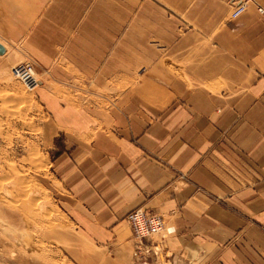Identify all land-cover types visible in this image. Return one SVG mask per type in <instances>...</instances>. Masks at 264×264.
<instances>
[{"label": "crops", "instance_id": "obj_1", "mask_svg": "<svg viewBox=\"0 0 264 264\" xmlns=\"http://www.w3.org/2000/svg\"><path fill=\"white\" fill-rule=\"evenodd\" d=\"M94 4L0 0L6 49L54 78L125 86L99 97L107 105L80 106L39 86L40 141L64 211L100 245L126 231L133 210L161 213L176 228L163 242L171 264H264V0L226 20L222 72L190 33L144 58L137 77L140 64L120 65L117 36L87 23L102 20L83 7Z\"/></svg>", "mask_w": 264, "mask_h": 264}, {"label": "rangeland", "instance_id": "obj_2", "mask_svg": "<svg viewBox=\"0 0 264 264\" xmlns=\"http://www.w3.org/2000/svg\"><path fill=\"white\" fill-rule=\"evenodd\" d=\"M94 1L83 7L101 14L102 20L87 23L100 26L104 35L117 36L120 65L126 67L128 59L140 64L135 77L144 58L159 60L190 33L192 45L213 48L215 71L224 70L229 0ZM5 53L0 57V264H132L128 222L126 231L111 244L100 245L64 211L61 187L41 144L38 123L46 120L37 96L39 86L74 106L107 105L109 101L99 97L118 93L125 86L112 85L110 79L102 87L87 84L76 72L69 82L62 70H53L58 77L54 78L34 67L45 85L28 90L11 69L31 62L30 58L10 47ZM56 64L62 66L63 60Z\"/></svg>", "mask_w": 264, "mask_h": 264}, {"label": "built area", "instance_id": "obj_3", "mask_svg": "<svg viewBox=\"0 0 264 264\" xmlns=\"http://www.w3.org/2000/svg\"><path fill=\"white\" fill-rule=\"evenodd\" d=\"M254 0H229V18L242 14ZM259 12L264 8L257 6ZM12 74L28 90L38 87L40 79L36 76L32 62H22L12 67ZM127 222L132 233L133 258L138 262L149 261L153 264H171L170 253L165 249L164 240L176 232L174 224L162 214L145 212L138 208L130 212ZM148 264V263H144Z\"/></svg>", "mask_w": 264, "mask_h": 264}, {"label": "water", "instance_id": "obj_4", "mask_svg": "<svg viewBox=\"0 0 264 264\" xmlns=\"http://www.w3.org/2000/svg\"><path fill=\"white\" fill-rule=\"evenodd\" d=\"M5 53V47L0 43V55Z\"/></svg>", "mask_w": 264, "mask_h": 264}, {"label": "bare ground", "instance_id": "obj_5", "mask_svg": "<svg viewBox=\"0 0 264 264\" xmlns=\"http://www.w3.org/2000/svg\"><path fill=\"white\" fill-rule=\"evenodd\" d=\"M249 6V5H248ZM264 13V12H263ZM1 43V42H0ZM3 46H4V44L3 43H1ZM5 47V46H4ZM5 52H6V47H5ZM34 68V67H33ZM36 74V73H35ZM37 76V75H36ZM7 102V101H6ZM11 105V104H10ZM2 180V179H1ZM4 198V197H3ZM176 229V228H175ZM1 238L2 237H0V240H1ZM1 243V242H0ZM18 243V242H17ZM1 252V251H0Z\"/></svg>", "mask_w": 264, "mask_h": 264}]
</instances>
